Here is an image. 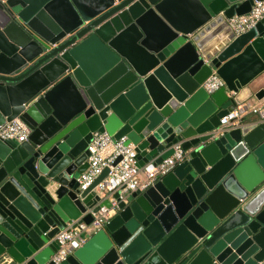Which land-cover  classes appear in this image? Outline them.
I'll use <instances>...</instances> for the list:
<instances>
[{
	"label": "water",
	"instance_id": "95a60500",
	"mask_svg": "<svg viewBox=\"0 0 264 264\" xmlns=\"http://www.w3.org/2000/svg\"><path fill=\"white\" fill-rule=\"evenodd\" d=\"M264 0H0V264H46L57 235L116 215L62 264H264V121L217 134L264 99ZM225 87L209 94L212 76ZM95 133L126 140L140 169L185 159L147 190L81 193Z\"/></svg>",
	"mask_w": 264,
	"mask_h": 264
},
{
	"label": "built area",
	"instance_id": "2783aa9c",
	"mask_svg": "<svg viewBox=\"0 0 264 264\" xmlns=\"http://www.w3.org/2000/svg\"><path fill=\"white\" fill-rule=\"evenodd\" d=\"M263 18L264 1L255 2L250 14L235 16L229 24L234 33L241 36L255 27ZM203 87L209 94H212L225 87V82L214 74L204 83ZM249 115H256L264 121V103L247 101L238 104L232 112L221 119V126L216 129V133L222 134L225 130L241 128L244 126V119ZM29 134L30 129L19 119L0 127V139L3 140H17L23 143L28 140ZM88 150L90 153L89 168L78 180L81 193L88 190L104 170L108 169V176L97 186L96 190L104 195L119 192L123 196L147 190L157 179L171 173L178 164L184 161L186 155L181 145L178 144L174 146L173 155L164 160L162 164L147 165L140 169L137 165L135 147L132 144H126L125 139L115 141L108 133H95ZM116 212V208H102L99 212L92 213L93 221L90 225L70 224L57 235L59 250L46 264H62L69 255L82 248L89 237L100 231L116 215Z\"/></svg>",
	"mask_w": 264,
	"mask_h": 264
},
{
	"label": "crops",
	"instance_id": "0c3cea01",
	"mask_svg": "<svg viewBox=\"0 0 264 264\" xmlns=\"http://www.w3.org/2000/svg\"><path fill=\"white\" fill-rule=\"evenodd\" d=\"M261 84L264 85V75L262 76V81H261ZM251 102H262L264 103V101H258L256 100L255 98L251 99L250 100ZM261 122V119L256 116V115H249L247 116L245 119H244V125L247 124V125H250V124H257V123H260ZM145 178V177H143Z\"/></svg>",
	"mask_w": 264,
	"mask_h": 264
}]
</instances>
